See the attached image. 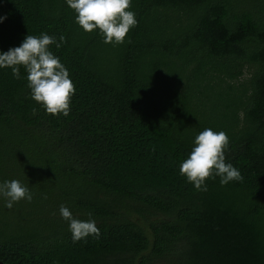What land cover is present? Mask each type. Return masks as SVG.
<instances>
[{
	"label": "trees",
	"instance_id": "16d2710c",
	"mask_svg": "<svg viewBox=\"0 0 264 264\" xmlns=\"http://www.w3.org/2000/svg\"><path fill=\"white\" fill-rule=\"evenodd\" d=\"M131 10L138 25L114 46L85 32L66 0H0V52L63 35L51 51L76 86L70 114L51 115L23 67L20 79L0 68V171L35 155L48 175L23 182L31 202L0 199V259L264 264V0H132ZM205 128L228 134L226 162L243 181L198 191L180 174ZM61 205L91 213L100 237L73 242Z\"/></svg>",
	"mask_w": 264,
	"mask_h": 264
},
{
	"label": "clouds",
	"instance_id": "9594fccd",
	"mask_svg": "<svg viewBox=\"0 0 264 264\" xmlns=\"http://www.w3.org/2000/svg\"><path fill=\"white\" fill-rule=\"evenodd\" d=\"M76 13V22L88 33L99 30L104 43L120 45L125 42L130 30L138 25L136 13L131 10L132 0H66ZM7 17L0 16V22ZM66 37L41 33L27 35L20 46L0 52V68H11L16 79H20V69L27 73V84L31 98L42 105L48 114L68 116L76 86L70 73L60 58L51 51V46L60 48ZM230 139L225 131L205 128L194 140L188 157L180 164V174L192 183L196 190L207 191L206 181L220 178L221 185L232 181H243L239 169L226 162V151ZM0 197L11 209L21 200L31 202L33 193L20 180L13 179L0 183ZM60 215L69 223L73 242L89 236L100 237V229L89 213L88 220L73 217L68 207L60 206Z\"/></svg>",
	"mask_w": 264,
	"mask_h": 264
},
{
	"label": "rangeland",
	"instance_id": "374dc122",
	"mask_svg": "<svg viewBox=\"0 0 264 264\" xmlns=\"http://www.w3.org/2000/svg\"><path fill=\"white\" fill-rule=\"evenodd\" d=\"M6 155H0V161L5 159ZM37 157L35 155H28L22 156L18 160V167L14 169V166L11 169H6V171H0V183H3L5 181H11L13 179L20 180L22 183L24 181L26 182H36V181H44L47 179L48 175L44 172H38L39 164L37 162ZM22 163H25L28 168H20V165ZM36 194V193H35ZM39 195H43V193H38ZM44 195H48L45 193ZM54 194L50 195L52 197ZM0 199H4L0 197ZM5 200V199H4ZM6 201V200H5Z\"/></svg>",
	"mask_w": 264,
	"mask_h": 264
},
{
	"label": "water",
	"instance_id": "95a60500",
	"mask_svg": "<svg viewBox=\"0 0 264 264\" xmlns=\"http://www.w3.org/2000/svg\"><path fill=\"white\" fill-rule=\"evenodd\" d=\"M0 264H7V263L0 259Z\"/></svg>",
	"mask_w": 264,
	"mask_h": 264
}]
</instances>
